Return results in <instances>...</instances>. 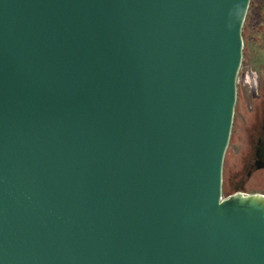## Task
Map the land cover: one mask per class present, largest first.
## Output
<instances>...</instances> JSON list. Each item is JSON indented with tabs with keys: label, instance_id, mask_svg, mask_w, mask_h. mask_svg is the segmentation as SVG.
I'll return each instance as SVG.
<instances>
[{
	"label": "water",
	"instance_id": "95a60500",
	"mask_svg": "<svg viewBox=\"0 0 264 264\" xmlns=\"http://www.w3.org/2000/svg\"><path fill=\"white\" fill-rule=\"evenodd\" d=\"M249 4L0 0V264H264L222 194Z\"/></svg>",
	"mask_w": 264,
	"mask_h": 264
},
{
	"label": "rangeland",
	"instance_id": "374dc122",
	"mask_svg": "<svg viewBox=\"0 0 264 264\" xmlns=\"http://www.w3.org/2000/svg\"><path fill=\"white\" fill-rule=\"evenodd\" d=\"M242 35L244 43L233 123L223 161V196L238 190L264 194V169L248 176L242 167L250 151L252 129L260 119V103L255 95L264 91V31L257 34L243 25Z\"/></svg>",
	"mask_w": 264,
	"mask_h": 264
},
{
	"label": "flooded vegetation",
	"instance_id": "af4514ba",
	"mask_svg": "<svg viewBox=\"0 0 264 264\" xmlns=\"http://www.w3.org/2000/svg\"><path fill=\"white\" fill-rule=\"evenodd\" d=\"M259 101L260 105V119L253 127L252 134L250 135V151L248 155L244 158V164H242V167L245 168L246 174L250 176L252 172L263 170L264 169V156L261 158H258L256 155V150L260 142L264 141V94H256L255 95ZM243 162V161H242ZM223 182V179H222ZM236 192H242L244 194L249 193H261L258 191L254 192H247V191H241L238 190ZM235 193V192H234ZM263 194V193H262Z\"/></svg>",
	"mask_w": 264,
	"mask_h": 264
},
{
	"label": "trees",
	"instance_id": "16d2710c",
	"mask_svg": "<svg viewBox=\"0 0 264 264\" xmlns=\"http://www.w3.org/2000/svg\"><path fill=\"white\" fill-rule=\"evenodd\" d=\"M244 26L257 34L264 31V0H250Z\"/></svg>",
	"mask_w": 264,
	"mask_h": 264
}]
</instances>
